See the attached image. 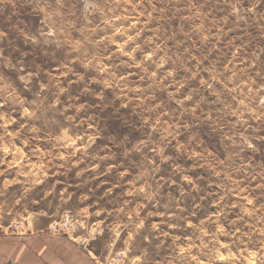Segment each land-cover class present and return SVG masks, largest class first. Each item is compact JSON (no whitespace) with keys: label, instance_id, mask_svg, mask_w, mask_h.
Segmentation results:
<instances>
[{"label":"rangeland","instance_id":"1","mask_svg":"<svg viewBox=\"0 0 264 264\" xmlns=\"http://www.w3.org/2000/svg\"><path fill=\"white\" fill-rule=\"evenodd\" d=\"M0 264H264V0H0Z\"/></svg>","mask_w":264,"mask_h":264}]
</instances>
